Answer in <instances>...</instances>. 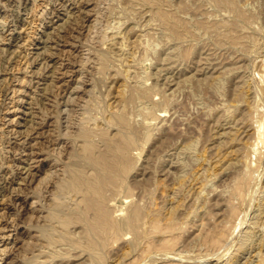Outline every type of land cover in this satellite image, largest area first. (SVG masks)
<instances>
[{"label": "rangeland", "instance_id": "obj_1", "mask_svg": "<svg viewBox=\"0 0 264 264\" xmlns=\"http://www.w3.org/2000/svg\"><path fill=\"white\" fill-rule=\"evenodd\" d=\"M167 1L161 4L162 8L151 3H144L142 8L133 0H0V264H100L97 253L106 257L101 264H227L237 253L238 264H259L264 259V212L262 217L258 209L259 204H264V136L260 139L259 135H253V128L258 125L264 130V0ZM155 7L168 9L180 22L176 30L180 31L179 36L173 35ZM138 8H142L140 14ZM117 31L120 37L111 43ZM120 38L124 42L122 48L118 46ZM104 55L109 59L103 64ZM99 65L104 67L101 69ZM139 85L144 90L148 88L150 95L148 92L146 97L153 98L152 101ZM119 89L125 95L128 93L127 99L133 98L126 103L125 113L130 115L127 116L130 122L134 120L131 125L136 145L129 148V156L135 160L128 169L131 171L125 172L127 175L124 173L114 186L120 190L107 186L105 200L110 204L105 201V205L114 218H123L133 204H141L145 215H150L144 216L145 224L143 219L140 222L144 231L140 223L139 229L147 237L154 231L149 236L151 240L141 231L144 237L139 235L140 241V237L132 235L133 231L121 230L123 235L115 236L121 239L114 241L111 237L110 245L106 244V249L101 247L102 253L99 250L96 253L89 250V237L82 222L73 219L67 226L72 227L73 233L68 228L69 233L57 219L48 223L44 220L52 212L67 218L77 210L85 211L82 193L75 194L77 197L74 192L65 194L58 190V183L68 179V168L73 164V167L80 165L75 169L83 165L82 171L89 168L86 174L95 172L81 156L79 124L84 126V121L91 119L89 124L100 126L99 120L105 123L112 118L110 113L115 115V111L123 109ZM233 120L239 126L246 123L253 126L246 127L241 137L247 139L246 143H258L260 152L248 158L256 171L244 193L248 199L244 198L235 218L226 209H231L226 197L238 185L240 170L226 167L222 172L220 165L214 163L228 147L221 148L219 141L224 137L218 138V131L221 132L223 124L224 127L233 124L229 123ZM118 123H109L112 128H107V134L111 138L117 139L120 131H125ZM96 140L95 150L99 149L96 153L99 154L106 145L101 136ZM58 191L61 193L57 194ZM107 195H112L111 201ZM149 208L156 215H151ZM87 213L89 218L90 213L95 214ZM170 216L174 218L172 228L168 227ZM154 217L158 219L156 224ZM152 223L155 229H161L156 231ZM223 223L230 226L223 227ZM215 224L221 229L212 227ZM253 224L257 226L256 236L246 250L240 251L237 245L244 242L245 233ZM41 229L47 232L50 229L51 242L39 239ZM218 229L223 235L217 241ZM81 230L85 233L81 234ZM136 238L138 243L144 241L142 246L134 241ZM130 241L139 246V251H134L137 246ZM132 245L136 248L132 249ZM40 247L45 250L43 253L39 252Z\"/></svg>", "mask_w": 264, "mask_h": 264}, {"label": "bare ground", "instance_id": "obj_2", "mask_svg": "<svg viewBox=\"0 0 264 264\" xmlns=\"http://www.w3.org/2000/svg\"><path fill=\"white\" fill-rule=\"evenodd\" d=\"M129 1H131V0H129ZM136 2V4L138 5V7H139V5L143 8V6L145 5L144 3H151V4H155V5H164L163 3H165L167 0H133V2ZM218 1V0H217ZM221 1V0H220ZM133 2H130L131 4H133ZM184 1L182 0V3H183ZM222 2H223V0H222ZM230 2H232V1H230ZM225 3V2H224ZM150 4V5H151ZM167 4H168V1H167ZM181 4V3H180ZM217 4H218V2H217ZM162 5L160 6L161 8H162ZM182 5V4H181ZM226 5V4H225ZM227 5H228V1H227ZM226 5V6H227ZM233 5V4H232ZM231 5V6H232ZM133 6V5H132ZM173 6V5H172ZM221 6V5H220ZM222 6H224V4H222ZM159 7V6H158ZM225 7V6H224ZM229 7V6H228ZM239 7H240V5H239ZM134 8H137V6L136 7H134ZM141 8V9H142ZM146 8V7H145ZM163 8H164V6H163ZM167 8H169V6L167 7ZM227 8V7H226ZM234 8V7H233ZM140 8H138V10H137V12L139 11V10H141ZM156 9H159V8H156L155 7V10ZM133 10V9H132ZM136 10V9H135ZM135 10H134V12H135ZM171 10V9H170ZM233 10V9H232ZM235 10H236V8H235ZM142 11V10H141ZM158 11V10H157ZM159 11H161L160 13H159V16L165 21V22H167V24L170 26V28L173 30L172 31V33H173V35L174 36H179V33H180V31L178 32V31H176L178 28L177 27H179L178 25L180 24V22H178L177 20H175L174 18H173V16H172V14L170 13V11L168 10V9H165V10H161V9H159ZM169 11V12H168ZM242 12V11H241ZM130 13V12H129ZM132 13H133V11H132ZM136 13V12H135ZM139 13V12H138ZM243 13V12H242ZM140 14V13H139ZM142 14V13H141ZM155 14H157V13H155ZM131 15V13L130 14H128V16H130ZM134 14H132V16H133ZM145 15H146V13H145ZM178 16V15H177ZM127 17V16H126ZM137 17H138V15H137ZM243 17V16H242ZM132 18V17H131ZM135 18H136V16H135ZM180 18L181 17H178V20H180ZM245 18V17H244ZM247 18H248V15H247ZM2 19V18H1ZM133 19V18H132ZM159 19V18H158ZM130 20V19H129ZM161 20V19H160ZM163 20L161 21V24H162V22H163ZM249 20V19H248ZM131 21V20H130ZM148 22V21H147ZM164 22V23H165ZM184 22H185V20H184ZM122 25L123 23H119V25ZM148 24L151 26V23H150V21L148 22ZM187 24V23H186ZM166 25V24H165ZM181 25V24H180ZM4 26V25H3ZM166 27V26H165ZM166 28H168V27H166ZM181 28V27H180ZM186 28V27H185ZM118 29V28H117ZM116 30V29H115ZM168 30V29H167ZM119 31V30H118ZM118 31L117 32H113L112 34H113V39L111 40V43H114L116 40L115 39H118L117 37H120V34L118 33ZM185 31V30H184ZM108 32V31H107ZM186 32V31H185ZM189 32V31H188ZM227 34H228V31H227ZM7 35V34H6ZM5 36V35H4ZM227 36V35H226ZM228 36H229V34H228ZM233 36V35H232ZM112 38V37H111ZM174 38V37H173ZM228 38V37H227ZM226 38V39H227ZM232 38V37H231ZM121 40H119L120 41V45L118 44V46H119V48H122L123 46H124V42H123V40H122V38H120ZM230 39V38H229ZM237 39H238V37H237ZM236 39V40H237ZM4 40V39H3ZM180 40H182V37H181V39ZM233 40V39H232ZM118 41V42H119ZM4 42V41H3ZM182 42V41H181ZM112 45V44H111ZM115 45V44H114ZM180 50H182V48L180 49ZM179 50V51H180ZM184 50H183V55H184ZM181 55H182V51H181ZM184 56H186V55H184ZM183 56V57H184ZM109 57V56H108ZM106 55H104V58H103V64L104 63H106V61L109 59ZM182 57V56H181ZM102 61V60H101ZM108 62V61H107ZM99 66H101V65H99ZM104 66L102 65L101 66V69L103 68ZM100 68V67H99ZM100 71V70H99ZM105 71V70H104ZM121 74V73H120ZM135 85H133V87H134ZM125 88V90H126V87H127V85H125L124 86ZM138 87V86H137ZM139 87H140V90H144V88H141V86L139 85ZM144 87V86H143ZM134 88H136V87H134ZM146 88V90H144L143 91V94L145 95V97H146V95H147V93L149 92L148 91V88L147 87H145ZM127 89H130V88H127ZM139 89V88H138ZM139 90V91H140ZM150 90V89H149ZM153 90V89H152ZM123 91V90H122ZM120 92V89H119V95H118V97H119V99H120V102L122 103V106H123V109H120V111H115L116 113H115V115H114V112H113V110H112V112L113 113H110L111 112V109L109 110L110 112V114H112V118H110L109 120H107V122H106V120H105V123H104V120H99V122L101 123V125L99 126V124L98 123H94V124H89L90 122V120H85L84 121V123H85V125L84 126H82V124H79V128H81V130L80 131H78L79 133H77L78 134V137H80L81 139H82V141H83V143L81 144L82 145V148H81V150H82V155L81 156H83V158H84V162H86V163H88V165H90V166H92V167H94L93 169L95 170V172L93 173V175H89V174H86V172L88 171V169L89 168H87V170L85 169V171H82L81 170V168H83V165H82V167H80V169H75L74 167H76V166H74L73 167V163H71V164H73L72 165V167H67L68 168V179L66 178L65 180H63L62 182H60V177H59V182L60 183H58L59 185H58V187H59V191H63V193L65 192V194H67V192H68V194H72V193H70V192H74L73 194L75 195H77L78 194V196H79V193L81 194L82 193V196H80V198H82L83 199V203L85 204V211H83L84 210V208H83V210L81 211H79V210H77L78 212H74L75 214L73 215V213H72V217L70 216V215H68L69 217H63V218H61V216L59 217L58 216V214H56V213H54V212H52V213H50L49 215L47 214V216H46V218H45V220H44V222H46V223H48L47 221H52V220H55V219H57L58 221H59V224H60V226L63 228V229H65V231H66V228H67V226H69L68 224L73 220V219H75V220H77V221H80L79 223H83L84 224V226H85V230H86V232H87V234L86 235H88V237H89V239H88V247L90 248L89 250H92V252H96V251H98L101 247L103 248V246L105 247L104 249H106V244H107V246L108 245H110V244H108V243H111V241L109 240L111 237L112 238H115V236L116 235H118V236H121V235H123V233H124V229H128V230H130V231H133L134 233L132 234V235H134V234H136V236H138V237H140L139 235H141L140 233H141V231H140V229H139V226H141L142 225V223H140L141 222V220L143 219V221H144V219H145V217L144 216H146L145 214V210L143 209V206H140L139 204H133L132 205V207H131V209H130V211H129V213L128 212H126V213H128V214H126V216L125 217H123V218H121V216H116V217H118V219L119 220H117L116 219V217L114 218L111 214H112V212L110 213V211L108 210V208H107V206L105 205V201L108 203V204H110V202L108 201V200H105V190H106V188H107V186H116L118 183H119V181H120V179H121V177L123 176V175H125L126 173L125 172H130L131 170H128L129 168H131L130 166L132 165V160H135V158H133L132 160H131V157L129 156V148H131L132 146H135L136 144V139H135V129L133 128V126L131 125V122H134V120L132 121L131 120V122H130V120L128 119V117L127 116H130L129 114L128 115H126V113H125V111L127 112V110H125V107L127 106L126 105V103L128 102L129 103V101H131L130 99H133V98H130V96H128L129 98L127 99V97H126V95L128 94V93H126V95H125V91H124V93L123 92ZM128 91H130V90H128ZM243 91V90H242ZM241 91V92H242ZM126 92H127V90H126ZM141 92V91H140ZM139 93V92H138ZM141 94V93H140ZM154 94V93H153ZM152 94V95H153ZM157 94H159V93H157ZM156 94V95H157ZM240 94V93H239ZM243 94V93H242ZM108 96H109V93L107 94ZM144 95H143V98H144ZM149 95H150V92H149ZM241 95V94H240ZM142 95H140V97H141ZM160 96V95H159ZM136 97V96H135ZM149 97V96H148ZM148 97H146V98H148ZM142 98V97H141ZM149 99V98H148ZM151 99H153V98H150L149 99V101L151 100ZM146 100V99H145ZM157 100V99H156ZM152 101V100H151ZM132 102V101H131ZM130 102V103H131ZM157 102V101H156ZM159 104H160V102H159ZM92 105H93V103H92ZM95 106V105H94ZM93 107V106H92ZM108 110V109H107ZM100 113V112H99ZM109 114V115H110ZM83 115V114H82ZM93 115H95V114H93ZM101 115V114H100ZM114 115V116H113ZM97 115H95V117H96ZM99 116V115H98ZM91 117H92V114H91ZM95 117H93L94 119H95ZM100 117V116H99ZM88 118V117H87ZM90 118V117H89ZM92 118V119H93ZM102 117H100L99 119H101ZM107 117H105V119H106ZM129 118H131V117H129ZM83 119V118H82ZM93 119V120H94ZM96 119H97V117H96ZM108 119V118H107ZM80 121H81V119H80ZM95 121H97V120H95ZM114 121V122H113ZM115 121H117V122H119L120 123V126H121V124H122V129L124 128L125 129V131H120V137H118L117 139H116V137H115V139H113L114 137H110V136H108V134H107V132L109 131L108 129L112 126L111 124L109 125V123H112V124H114L115 123ZM236 121H238V120H236ZM82 122V121H81ZM118 123V124H119ZM229 123H233V124H230L228 127H224V125L225 124H223L222 126V128H221V132L220 131H218V138H222V137H224V140H220L219 141V143L221 144V148H223L224 146L226 147L227 145H228V147H227V150L224 152V153H222V152H220V154L218 155V157H217V159L214 161V163H215V165L216 166H219L220 165V169H221V171L223 170L224 171V168H226V167H233V168H236V169H238V170H240L239 171V177H238V185L235 187V186H232V187H235L234 189H233V191H232V193L231 194H229V196H225L226 198H229L228 199V202H230V207H231V209L230 208H226L228 211H230L231 210V212H232V214H233V217H234V215H236V214H238L237 212H238V209H241V205L243 204V202H244V198H246V196L244 197V193H245V191H246V188H247V184H248V180H249V178H250V176H251V174L253 175V173H255V171H256V169H253L252 168V166H253V164L252 163H250L251 162V160L249 161V159L251 158V156L252 155H254V157H255V155H257V153H260V152H258V149H259V144L258 143H251V144H249V143H246V141H247V139L246 140H244V138H242L243 136V134L241 135V133L243 132V131H245V130H247L246 129V127H249V125H248V123H246V124H243L242 126H239L240 124L239 123H237V122H235L234 120L232 121V122H229ZM242 123V122H241ZM251 123V122H250ZM222 124V123H221ZM226 124H228V123H226ZM256 123H254V125H255ZM82 127H81V126ZM134 125H135V123H134ZM257 125V124H256ZM106 126H108V127H106ZM138 126V125H137ZM74 127V126H73ZM106 127V128H105ZM115 127H117V126H115ZM241 127H244V129L243 130H241ZM250 127H252L253 128V126L252 125H250ZM108 128V129H107ZM112 128V127H111ZM119 128V127H118ZM117 128V129H118ZM138 128V127H137ZM225 128V129H224ZM251 128V129H252ZM123 129V130H124ZM228 129V130H227ZM249 129V128H248ZM254 130V132H253V135L254 134H256V135H259V137H260V139L264 136V130L262 129V126L260 127L259 125H258V128H253ZM108 130V131H107ZM263 130V131H262ZM119 131H117V132H119ZM116 132V131H115ZM248 132V131H247ZM247 132H244V133H247ZM262 132V133H261ZM98 135L97 136V138L99 137V136H101L103 139H104V142H105V145H106V149L103 151V152H101V153H99V154H96L97 152H98V150L96 151L95 149H96V143H97V141L98 140H96L95 141V139H97V138H95L94 139V136L95 135ZM117 134V133H116ZM248 134V133H247ZM250 135V134H249ZM255 135V136H256ZM138 136V135H137ZM242 136V137H241ZM248 136V135H247ZM246 136V137H247ZM251 136V135H250ZM245 137V136H244ZM249 137V136H248ZM100 139V138H99ZM76 140H77V138H76ZM149 140V139H148ZM262 140H264L263 138H262ZM79 141H80V139H79ZM96 142V143H95ZM104 142H101V144H103ZM263 143H264V141H263ZM100 144V145H101ZM135 144V145H134ZM80 145V146H81ZM100 145H99V147H100ZM103 147V146H102ZM98 148V147H97ZM223 149H225V148H223ZM131 150H134V149H131ZM261 150V149H260ZM259 150V151H260ZM79 151V150H78ZM77 151V152H78ZM96 151V152H95ZM262 151V150H261ZM80 153H81V151H80ZM79 153V154H80ZM134 153V152H133ZM260 155V154H259ZM75 156H77V154L75 153ZM253 157V158H254ZM263 157V156H262ZM249 158V159H248ZM257 158V157H256ZM75 159V158H74ZM79 159H80V157H79ZM79 159H78V161H79ZM255 159V158H254ZM35 160V159H34ZM76 160H77V158L75 159V162H76ZM82 160V159H81ZM256 160V159H255ZM253 161V160H252ZM135 161H133V163H134ZM256 162V161H255ZM136 163V162H135ZM254 163V162H253ZM257 163V162H256ZM84 164V163H83ZM69 165H70V163H69ZM80 165H78V167H79ZM255 166H256V164H255ZM66 167V166H65ZM64 167V168H65ZM78 167H76V168H78ZM92 169V170H93ZM229 169V168H228ZM63 170V169H62ZM83 170H84V168H83ZM133 170H134V167H133ZM232 170V169H231ZM237 170V171H238ZM56 171V170H55ZM66 171V170H65ZM89 171H91V170H89ZM222 171V172H223ZM221 172V173H222ZM53 173V172H52ZM62 173V172H61ZM63 173H65L64 171H63ZM89 173V172H88ZM125 173V174H124ZM226 173V172H225ZM57 174V173H56ZM91 174V173H90ZM129 174V173H128ZM53 175V174H52ZM59 175V174H58ZM57 175V176H58ZM127 175V174H126ZM55 176V175H54ZM61 176V175H60ZM232 176V175H231ZM236 176H238V174L236 175ZM256 176V175H255ZM51 177V176H50ZM235 177V176H234ZM258 177V176H257ZM65 178V177H64ZM63 178V179H64ZM125 178V177H124ZM252 178H255V177H252ZM147 179H149V177L147 178ZM236 179H237V177H236ZM125 180V179H124ZM146 180V179H145ZM232 180H233V178H232ZM52 181V180H51ZM123 181V180H122ZM234 181H236V180H234ZM50 182V181H49ZM57 182V181H56ZM254 182V181H253ZM142 183V182H141ZM233 182H231V184H232ZM250 183H252V182H250ZM249 183V184H250ZM53 184V183H52ZM57 184V183H56ZM123 184V183H122ZM235 184V183H234ZM262 184V183H261ZM121 186V185H120ZM140 186H142V185H140ZM200 186V185H199ZM258 186V185H257ZM57 187V188H58ZM130 187H131V185H130ZM158 187H160V186H158ZM201 187V186H200ZM248 187H250V185L248 186ZM112 188V187H111ZM111 188H109V190H111ZM115 188V187H114ZM121 188H123V187H121ZM127 188V187H126ZM125 187H124V189L125 190H127ZM129 188V187H128ZM154 188H156V187H154ZM180 188V187H179ZM203 188V187H202ZM229 188V187H228ZM199 189V188H198ZM227 189V188H226ZM231 189V188H230ZM229 189V190H230ZM261 189V188H260ZM108 190V189H107ZM115 190H120L119 188H115ZM129 190H132L131 188L129 189ZM129 190H127V191H129ZM153 190L154 189H152V192H153ZM175 190V189H174ZM179 190V189H178ZM57 192V194L59 193H61V192ZM117 191H114V193L116 192V194H117ZM166 191V190H165ZM201 191H203V189L201 190ZM200 191V192H201ZM248 191V190H247ZM260 191H262V190H260ZM107 192H109V191H107ZM112 192H113V190H112ZM124 192V191H123ZM150 192H151V190H150ZM151 192V193H152ZM175 192H176V190H175ZM255 192V191H254ZM110 193V192H109ZM108 193V194H109ZM113 193V194H114ZM127 193V192H126ZM151 193H149V194H151ZM177 193V192H176ZM247 193V192H246ZM119 194H120V192H119ZM168 194V193H167ZM179 194H180V191H179ZM196 194H198V192L196 193ZM203 194V192H201V196H202V198L204 197V194ZM255 194V193H254ZM262 194H264V189H263V191H262ZM75 195V196H76ZM121 195V194H120ZM124 195V194H123ZM169 195H170V191H169ZM174 195V193L172 194V196ZM199 195V194H198ZM197 195V196H198ZM231 195V196H230ZM259 195H260V192H259ZM108 196V195H107ZM119 196V195H118ZM126 196H128V194L126 195ZM130 196V195H129ZM255 197H257L256 195H254ZM60 197V196H59ZM77 197V196H76ZM109 198V200H110V197H112V195H110V196H108ZM123 197V196H122ZM251 197H252V194H251ZM259 197V196H258ZM257 197V198H258ZM53 198V197H52ZM69 198V197H68ZM79 198V197H78ZM107 198V197H106ZM128 198V197H127ZM195 198H197V197H195ZM205 198V197H204ZM231 198V199H230ZM53 199H55V197L53 198ZM63 199V198H62ZM73 199V198H72ZM194 199V198H193ZM248 198H246V200H247ZM251 199V198H250ZM260 199H261V197H260ZM260 199H258V200H260ZM79 200V204H80V199H78ZM77 200V201H78ZM112 200V199H111ZM110 200V201H111ZM128 200V199H127ZM131 200H133V199H131ZM139 200V199H138ZM196 200V199H195ZM202 200H206V198L205 199H202ZM226 200V199H225ZM224 200V201H225ZM263 200H264V198H263ZM59 201V200H58ZM72 201V200H71ZM200 201V200H199ZM220 201H222V200H220ZM251 201V200H250ZM256 201V200H255ZM139 202V201H138ZM141 202H142V200H141ZM152 202H153V199H152ZM198 202V201H197ZM203 202V201H202ZM216 202V201H215ZM226 202V201H225ZM227 202V203H228ZM247 202V201H246ZM254 202V201H253ZM137 203V202H136ZM201 203V202H200ZM248 203V202H247ZM251 203H252V201H251ZM254 203H256V202H254ZM264 203V202H263ZM58 205H62V202H58L57 203ZM146 204V203H145ZM149 204H151V203H149ZM205 204V203H204ZM217 204V203H216ZM222 204V203H221ZM229 204V203H228ZM258 204V203H257ZM77 205H78V203H77ZM129 205V204H128ZM148 205V204H147ZM199 205V204H198ZM205 205H207V204H205ZM209 205V204H208ZM264 205V204H263ZM263 205L262 204H259V207H258V209L260 210V212H261V216H262V213L264 212V208H263ZM74 206V205H73ZM109 206V205H108ZM81 206H77V209H79ZM83 207V206H82ZM109 207H111V206H109ZM197 207V206H196ZM199 207V206H198ZM244 207H245V205H244ZM127 208L129 209V207L127 206ZM144 208H145V206H144ZM248 208H249V205H248ZM72 209V208H71ZM82 209V208H81ZM111 209H112V207H111ZM150 209V208H149ZM196 209V208H195ZM214 209V208H213ZM54 210V209H53ZM66 210V209H65ZM127 210V209H126ZM151 210V209H150ZM155 210V209H154ZM208 210V209H207ZM222 210V209H221ZM254 210V208L252 209V211ZM67 211V210H66ZM87 211H94V213L95 214H91L90 213V215L92 216V218H89L88 217V215L86 216V213H87ZM128 211V210H127ZM152 212H151V215H153L154 213V215H156V212H153V208H152V210H151ZM157 211H158V209H157ZM198 211H200V210H198ZM68 212H69V210H68ZM170 212V211H169ZM172 212V211H171ZM206 211H204L203 213H205ZM209 212H211V211H209ZM213 212V211H212ZM220 212V211H219ZM242 212V211H241ZM207 213V212H206ZM230 213V212H229ZM60 214V213H59ZM88 214V213H87ZM171 214V213H170ZM210 214V213H209ZM209 214H208V216H209ZM214 214V213H213ZM215 214H217V213H215ZM115 215V214H114ZM150 215V214H149ZM149 215L147 214V216L146 217H149ZM157 215H158V213H157ZM169 215V214H168ZM168 215H166V217L168 216ZM204 215H206V214H204ZM255 215H257V214H255ZM63 216H64V214H63ZM172 216H173V214H172ZM200 216H201V213H200ZM226 216V215H225ZM247 216V215H246ZM261 216H260V214H259V217L261 218ZM144 217V218H143ZM152 217V216H151ZM158 217H159V215H158ZM157 217V218H158ZM164 217V216H163ZM169 217V216H168ZM205 217V216H204ZM239 217V216H238ZM263 217V216H262ZM161 218V217H160ZM226 218V217H225ZM235 218V217H234ZM244 218V217H243ZM264 218V217H263ZM149 219V218H148ZM154 220H153V223H154V221H155V224H156V222L158 221V219H155V217L153 218ZM166 219V218H165ZM224 219V218H223ZM257 218L255 217V220H256ZM259 219V218H258ZM74 220V221H75ZM157 220V221H156ZM160 220V219H159ZM163 219L161 218V220L160 221H162ZM225 220V219H224ZM232 220V219H231ZM234 220V219H233ZM236 220L237 219H235V223H236ZM254 220V219H253ZM262 220H264V219H262ZM73 221V222H74ZM167 221H168V219H167ZM226 221V220H225ZM224 221V222H225ZM249 221V220H248ZM49 222V223H50ZM72 222V224H75V222L73 223ZM146 222H148V220L146 221ZM151 222H152V219H151ZM239 222V221H238ZM237 222V223H238ZM258 221L256 220V223H257ZM259 222H260V220H259ZM58 223V222H57ZM78 223V224H79ZM139 223H140V225H139ZM153 223H152V225H153ZM219 223V222H218ZM231 223H233V221H231ZM251 223V222H250ZM262 223V222H261ZM72 224H70V225H72ZM144 224H145V221H144ZM153 225V227L152 228H154V227H156V225ZM159 224V223H158ZM174 224V218H172L171 216H170V219H169V225H168V227H170V226H174L173 225ZM220 224H222V223H220ZM227 224H230V221H229V223H227ZM82 225V224H81ZM139 225V226H138ZM160 225V224H159ZM167 225V224H166ZM218 225V224H217ZM216 224L215 225H213L212 227H214V226H217ZM224 225H225V223H223V227H224ZM234 225V224H233ZM236 225V224H235ZM55 226V225H54ZM60 226H59V228H60ZM75 226H77V225H75ZM143 226L144 225H142V228H143ZM148 226H149V224H148ZM148 226H147V228H148ZM161 226V225H160ZM159 226V227H160ZM221 226V225H220ZM225 226H228V225H225ZM230 226V225H229ZM228 226V227H229ZM240 226V225H239ZM239 226H237V227H239ZM251 226V225H250ZM264 226V225H263ZM71 227V226H70ZM70 227H68L69 229H70ZM158 227V226H157ZM176 227V226H175ZM175 227H173V229L175 228ZM217 227H219V226H217ZM222 227V226H221ZM221 227H219L220 229H221ZM256 225L255 224H253V226L252 227H249V229L250 230H248L246 233H245V240H244V242L242 243L241 241V243H240V245L238 244L237 246H240V251L242 250V249H244L245 247H246V245H248L249 244V242L251 241V239L254 237V236H256V234H255V229H256ZM51 228V227H50ZM61 228V229H62ZM67 228V229H68ZM72 228V227H71ZM141 228V229H142ZM170 228H172V227H170ZM169 228V229H170ZM226 229H227V227H225ZM258 228H260V227H258ZM257 228V230H258V232L257 233H259L260 231V229H258ZM262 228V227H261ZM57 229H58V227H57ZM69 229H68V232H69ZM146 229V228H145ZM155 229V228H154ZM161 229V228H160ZM159 228H158V230L157 229H155L156 231H159L160 230ZM220 229H218L219 230V236L217 235V234H215L216 235V238H215V240H217L218 241V239L219 240H221V236L223 235V234H221L220 233ZM225 229V230H226ZM234 229V228H233ZM233 229H232V231H231V234L233 233ZM263 229V228H262ZM56 230V229H55ZM71 231L70 232H72V229H70ZM121 230H123V233L121 234ZM127 230V231H128ZM147 230V229H146ZM146 230H145V232H146ZM150 230V229H149ZM222 230H223V228H222ZM221 230V231H222ZM230 230V229H229ZM228 230V232L230 233V231ZM41 231L42 232H40V230H39V232H40V238L39 239H41V240H43V241H45V242H47V243H49V242H51V240H50V237H51V234H50V229L48 230V232L47 231H43V229H41ZM74 231H75V229H74ZM83 230H81V234L84 232H82ZM130 231L128 232V234L130 233ZM143 231H144V228H143ZM142 231V232H143ZM153 229H152V233L151 234H153ZM155 231V232H156ZM236 231V230H235ZM61 232H64V230L63 231H61ZM69 232V233H70ZM149 232V231H148ZM155 232H154V234H155ZM208 232V231H207ZM226 232H227V230H226ZM226 232L225 231H223V233H225L226 234ZM264 232V231H263ZM73 233V232H72ZM71 233V234H72ZM85 233V232H84ZM126 233V232H125ZM144 233V232H143ZM211 233H213V230H212V232ZM214 233H217L216 231L214 232ZM66 234V232L64 233V235ZM119 234H121V235H119ZM127 234V233H126ZM151 234L150 235H148V237L146 236V234L144 233L143 235H145L147 238H149L150 239V237L149 236H151ZM230 234V235H231ZM67 235H69V234H67ZM143 235H141V237H144ZM226 235H228V233L226 234ZM226 235H224V236H226ZM263 235V234H262ZM57 236V237H56ZM55 237L56 238H58V235H56ZM62 236V235H61ZM117 236V238H119ZM210 236V234H208V236H207V239L208 240H210V238H208ZM214 236V235H213ZM257 236H258V234H257ZM60 237V236H59ZM70 237H72L71 235L69 236V239H70ZM140 237V238H141ZM152 237H154V235H152ZM151 237V238H152ZM217 237H218V239H217ZM62 238V237H61ZM61 238H59L58 240H61ZM112 238H111V240H112ZM117 238H115V239H113L114 241L115 240H117ZM146 238V239H147ZM212 238V237H211ZM263 238V237H262ZM38 239V238H37ZM65 239V238H64ZM84 239V238H83ZM82 239V240H83ZM119 239H121V237L119 238ZM118 239V240H119ZM207 239H205L206 241H207ZM224 237L222 238V240L224 241ZM231 239V238H230ZM242 239H244V238H242ZM241 239V240H242ZM143 240H145V239H143ZM151 240V239H150ZM226 240H227V237H226ZM260 240V239H259ZM62 241V240H61ZM65 241V240H64ZM75 241H77V240H75ZM80 241V240H79ZM78 241V242H79ZM85 241V240H84ZM109 241V242H108ZM134 241L135 242H137V244H139V243H142L141 244V246L143 245V243H144V241L143 242H139L138 243V241H137V238L136 239H134ZM134 241L133 242H131L130 241V243L131 244H133L134 243ZM140 241H142V238L140 239ZM147 241H149V240H147ZM212 241V240H211ZM222 241V243H224ZM255 241V240H254ZM44 242V243H45ZM66 242V241H65ZM77 242V243H78ZM146 242V241H145ZM209 242V241H208ZM208 242H206L207 244H208ZM221 241H219V243H220ZM253 242V241H252ZM262 243H263V241H261ZM39 243V242H38ZM42 242H40V244H41ZM43 243V244H44ZM47 243H45L44 244V246H46L47 245ZM61 243V242H60ZM73 243H75L74 242V240H73ZM82 243H83V241H82ZM86 243V242H85ZM129 243V244H130ZM255 243V242H254ZM261 243V244H262ZM51 244V243H50ZM55 244H57V241L55 242ZM80 244H81V242H80ZM135 244V243H134ZM218 244V243H217ZM216 243H215V245H217ZM221 244V243H220ZM219 244V245H220ZM252 244V243H251ZM38 245V244H37ZM57 245H60V244H57ZM62 245V244H61ZM136 245V244H135ZM135 245H132L133 246V248L132 249H134V246ZM224 245H226V244H224ZM258 245V244H257ZM36 246V245H35ZM43 246V245H42ZM41 246V247H42ZM51 246V245H50ZM53 246V245H52ZM74 246V245H73ZM77 246H79V245H77ZM76 246V247H77ZM83 246H84V244H83ZM137 246V245H136ZM136 246H135V248H136ZM140 246V247H141ZM208 246H210V244L208 245ZM218 246V245H217ZM221 246H223L222 244L220 245V248H222ZM254 246V245H253ZM33 247V246H32ZM40 247V249L41 250H39V252L40 253H43L46 249L44 248V247H42V248H44V249H42ZM47 247V246H46ZM56 247V246H55ZM79 247H81L82 248V246H79ZM138 247L139 246H137V250H134V251H139L138 250ZM211 247V246H210ZM216 247V246H215ZM259 247H262V246H259ZM39 248V247H38ZM49 248V247H48ZM51 248V247H50ZM84 248H87V247H84ZM84 248H82V249H84ZM141 248H143V247H141ZM219 247H218V249H220ZM235 248V247H234ZM251 248V247H250ZM264 248V247H263ZM140 249V248H139ZM259 249H261V248H259ZM103 250V249H102ZM102 250H99L101 253H102ZM141 250V249H140ZM245 250H246V248H245ZM263 250V249H262ZM49 251V250H48ZM86 251V250H85ZM88 251V250H87ZM86 251V252H87ZM134 251L132 252V253H134ZM142 251V253H144V252H146L145 251V249H144V252H143V250H141ZM230 251H231V249H230ZM236 251H237V249H236ZM251 251V250H250ZM258 251V250H257ZM256 251V252H257ZM260 251V250H259ZM264 251V250H263ZM52 252V251H51ZM91 252V251H90ZM104 253H105V251H103ZM245 252H247V251H245ZM38 253V252H37ZM97 253V252H96ZM237 253V252H236ZM261 253V252H260ZM47 254H49V253H47ZM47 254L45 255V256H47ZM54 254V253H53ZM91 254H93V253H91ZM95 254V253H94ZM106 254V253H105ZM242 254V253H241ZM248 254H250V253H248ZM254 253H252V255H253ZM56 255V254H55ZM97 255V257H98V259H100L102 262L101 263H104V261H106L105 260V255L104 256H102L101 254H99V253H97L96 254ZM107 255V254H106ZM140 255H141V252H140ZM139 255V256H140ZM240 255V254H239ZM239 255H238V253L233 257V258H231V260H228L226 263L227 264H238V261L240 260L239 259ZM255 255V254H254ZM258 255V254H257ZM262 255V254H261ZM44 256V255H43ZM50 256V255H49ZM41 257V256H40ZM92 257V256H91ZM93 257H94V255H93ZM96 256L94 257L95 258V260L94 261H97L96 260V258H97ZM105 257V258H104ZM247 257V256H246ZM264 257V256H263ZM229 258V259H230ZM242 258V257H241ZM247 258H249V257H247ZM253 258H250V260L251 261H253L252 260ZM255 259V258H254ZM258 259V258H257ZM256 259V260H257ZM100 260H98L99 262H100ZM260 260H264V259H260ZM259 260V264L260 263H262L263 261H260ZM46 261V260H45ZM248 261H249V259H248ZM247 262V261H246ZM100 263V264H101ZM253 263V262H252ZM256 263H258L257 261H256ZM243 264V263H242ZM244 264H246L245 262H244ZM247 264H251V263H247ZM264 264V263H263Z\"/></svg>", "mask_w": 264, "mask_h": 264}]
</instances>
